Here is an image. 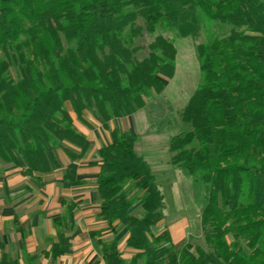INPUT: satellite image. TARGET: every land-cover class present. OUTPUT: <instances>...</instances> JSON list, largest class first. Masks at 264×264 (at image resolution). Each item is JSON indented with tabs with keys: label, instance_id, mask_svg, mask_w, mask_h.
<instances>
[{
	"label": "trees",
	"instance_id": "trees-1",
	"mask_svg": "<svg viewBox=\"0 0 264 264\" xmlns=\"http://www.w3.org/2000/svg\"><path fill=\"white\" fill-rule=\"evenodd\" d=\"M206 24L232 28L198 45L202 82L182 116L189 130L170 147L174 166L204 189L209 251L176 249L169 230L155 232L165 219L157 177L137 138L109 127L175 76V39L158 32L197 37ZM145 33L156 36L139 58ZM90 109L112 139L97 151L100 217L115 232L98 240L106 264H126L118 225L137 250L130 264H264V0H0V159L29 175L57 167L58 149L82 159L92 142L73 114L85 121ZM65 179L82 183L74 168ZM75 207L56 219L53 257L72 251L62 228ZM0 264L18 263L4 255Z\"/></svg>",
	"mask_w": 264,
	"mask_h": 264
},
{
	"label": "crops",
	"instance_id": "crops-1",
	"mask_svg": "<svg viewBox=\"0 0 264 264\" xmlns=\"http://www.w3.org/2000/svg\"><path fill=\"white\" fill-rule=\"evenodd\" d=\"M141 110L131 118H114L109 127L133 136H136L134 131L137 128L145 133L147 117ZM73 117L77 129L92 142L91 150L82 159L73 161L63 149H58V166H53L49 173L33 175L25 173L26 167L0 163L4 172L0 178V262L5 255L9 261L18 264H106L98 240L111 241L115 232L100 217L101 201L96 182L101 159L97 151L111 143V134L104 122L88 111L85 121L75 114ZM146 143L137 140L136 151L151 169L170 165L171 157L167 149L151 148ZM71 168L76 170L77 178L82 181L80 185H72L65 179L67 169ZM71 204L76 205L73 218L68 214V225L62 230L71 238L72 251L53 257L51 249L53 242L58 241L59 233L56 219L67 215ZM120 227L117 226L120 257L131 262L137 250L128 247V233L120 240L124 233V230L119 231ZM170 233L176 249H179L185 237L183 227L170 230Z\"/></svg>",
	"mask_w": 264,
	"mask_h": 264
},
{
	"label": "rangeland",
	"instance_id": "rangeland-1",
	"mask_svg": "<svg viewBox=\"0 0 264 264\" xmlns=\"http://www.w3.org/2000/svg\"><path fill=\"white\" fill-rule=\"evenodd\" d=\"M231 28V26L206 24L197 37L180 38H175L173 33L170 32L162 30L158 32L175 39L179 54L177 71L173 78H163L165 82L164 91L161 94L153 92L148 99L147 106L142 108L143 111L140 109L147 117L146 132H141L138 128L134 131L138 141H142L143 144L148 142L151 148L167 149L171 157L169 166L164 164L160 169L152 168L161 192L165 196V219L156 227L155 232L158 234L166 229L175 231L183 227L185 233L183 244L190 242L206 251H209L210 248L205 239V229L201 220L202 209L205 206L204 189L199 188L193 178H190L183 170L174 166L170 145L173 136L189 130V126L183 122L182 116L191 96L202 82L197 56L198 45L207 43L215 36L229 34ZM155 36L145 33L142 38L137 40L136 46L140 48L137 55L139 58L147 56L149 52L148 45ZM88 112L93 117H98L94 110L90 109ZM131 117L132 115H130ZM89 123L93 124L92 121H89ZM146 135H149V137H145ZM0 163L10 164L3 162L1 159ZM3 174V170L0 169V178ZM132 210L134 214L138 215L142 212L139 203ZM120 230H124V233L120 236V240H122L128 232L123 225H121ZM230 240H232V237ZM124 262L130 264L128 261ZM138 264H144V262L139 261Z\"/></svg>",
	"mask_w": 264,
	"mask_h": 264
}]
</instances>
